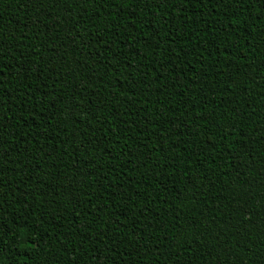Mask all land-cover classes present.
Segmentation results:
<instances>
[{
	"label": "trees",
	"instance_id": "1",
	"mask_svg": "<svg viewBox=\"0 0 264 264\" xmlns=\"http://www.w3.org/2000/svg\"><path fill=\"white\" fill-rule=\"evenodd\" d=\"M0 264H264V0H0Z\"/></svg>",
	"mask_w": 264,
	"mask_h": 264
}]
</instances>
